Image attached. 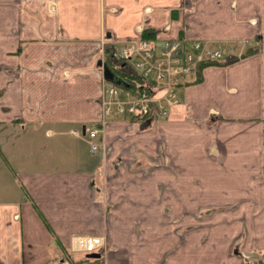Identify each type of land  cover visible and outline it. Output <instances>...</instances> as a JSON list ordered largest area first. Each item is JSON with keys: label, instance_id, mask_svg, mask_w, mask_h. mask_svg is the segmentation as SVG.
<instances>
[{"label": "crops", "instance_id": "obj_1", "mask_svg": "<svg viewBox=\"0 0 264 264\" xmlns=\"http://www.w3.org/2000/svg\"><path fill=\"white\" fill-rule=\"evenodd\" d=\"M144 29L161 40L256 38L264 32V0H0V168L9 173L0 178V264H25L40 253L42 264H55L82 235L107 238L108 264H159L181 247L204 244L219 245V262L235 264L227 250L242 225L256 229V246L264 244L261 54L186 79L157 129L158 150L172 168L149 173L138 165L149 162L145 133L128 117L109 122L107 159L92 153L98 62L107 46L119 48ZM121 136L134 156L120 159ZM164 183L173 192L166 196L189 207L240 203L246 218L220 221L203 243L191 235L177 242L167 231L181 210L166 214Z\"/></svg>", "mask_w": 264, "mask_h": 264}, {"label": "built area", "instance_id": "obj_2", "mask_svg": "<svg viewBox=\"0 0 264 264\" xmlns=\"http://www.w3.org/2000/svg\"><path fill=\"white\" fill-rule=\"evenodd\" d=\"M257 47V53L264 60V32L260 37L225 42L187 37L161 40L140 35L127 39L119 48L111 47L108 57L103 56L102 60L108 62L127 85L108 81L103 76V67H100V114L88 131L92 140V153L97 154L105 149L109 117H128L133 120L168 117L181 100L180 90L186 82V76L194 73L198 64L226 61L229 58L242 59L247 56L248 49ZM109 60L113 61V65ZM106 247L105 236L82 235L75 237L72 249L83 254L101 252L104 258ZM57 264L73 263L70 256H61Z\"/></svg>", "mask_w": 264, "mask_h": 264}, {"label": "rangeland", "instance_id": "obj_3", "mask_svg": "<svg viewBox=\"0 0 264 264\" xmlns=\"http://www.w3.org/2000/svg\"><path fill=\"white\" fill-rule=\"evenodd\" d=\"M104 39L107 40V37H104ZM104 50L105 52H103L104 54H102V56L108 57L107 53L111 50V45L107 46ZM109 61L113 63V61ZM193 75L195 74L187 75L186 79L192 78ZM112 118L113 117H109L108 122L112 121ZM160 120L161 118L138 120L140 121L138 123H141V131H143L146 135H144V137L146 139L145 142L147 143L148 149L147 153H144L145 158L149 160L148 163L143 160V162L139 163L138 165L143 164V166H146L144 168L145 170H148L149 173L160 167L165 168V170L168 169V167L172 168V165H170L171 159L161 156V150H158L161 149L163 143L162 136L159 137V133L157 131ZM108 137L109 136L107 133L105 149L104 151L100 152L105 156L106 159L110 153L111 148H113V144L110 143L109 145ZM127 137L128 136H121L120 138H118V140H121L120 142L118 141V144L121 146L119 150L120 159L129 157V153H131L133 156L135 155L133 151L128 150V147H125V141ZM1 169H3V173L0 171V178H4V181H7L9 179L7 168L4 167L0 168V170ZM107 182L108 179L106 180V183ZM160 185L165 192L164 206L166 214L168 215L170 210H177V205L180 206V214H177L174 220L171 221L174 222V225L171 224V228H169V230L167 231V235H170V239L175 238L177 242L184 243L189 235L197 236L196 239L199 242L201 240L205 242L210 238V232L212 231V229L216 227V225H218L220 221L224 219L225 221H228L229 218H237L238 216L244 217V219L246 218L243 213H237L240 208V203L211 204L205 201L202 203L199 202L194 207H189L187 201L182 198L180 199L177 197L178 199L174 200V198L172 199V197L170 198L169 196H166L167 194L173 196L171 184L164 183ZM172 202H174L175 204L173 205ZM253 212L256 213V211ZM244 219H242L241 221H243ZM168 221L169 220L167 219V222ZM148 234H150V232ZM236 234L237 235L234 237V240L228 245L227 254L229 259H227H237V262L235 264H249L250 262H254L256 264L257 259L260 260L261 256L263 255L260 261L261 263H263L264 244L261 246H256V229H254L253 227L252 230H249L247 226L242 225L241 230H236ZM148 238L151 237L149 236ZM200 243L203 242L201 241ZM51 249L52 248L50 247L47 248V252L49 254V257L54 258L55 251L53 252L54 256L52 257L51 255L53 249ZM236 249L239 251V254H235ZM105 253V257L99 261L95 260L96 258H90L91 260L88 261L89 263L80 261L78 264H101L105 262L106 264H108V259H110V245L106 247ZM71 254H73L72 256L75 260H78L83 255L81 251L71 249L69 250V253L63 252L60 257L69 256ZM221 256L222 253L219 250V245L211 246L209 244H204L197 247L185 246L177 249L176 252L171 256L167 255L166 258L161 260L159 264H222V262H219V258ZM45 258L46 255H44V253H40L35 259L32 258L30 260H27L25 264H42V260H44ZM59 259L60 258L57 257L58 261L56 260L57 262L55 264L59 262ZM71 261L75 264L72 259ZM21 263H23V261H21Z\"/></svg>", "mask_w": 264, "mask_h": 264}, {"label": "trees", "instance_id": "obj_4", "mask_svg": "<svg viewBox=\"0 0 264 264\" xmlns=\"http://www.w3.org/2000/svg\"><path fill=\"white\" fill-rule=\"evenodd\" d=\"M142 36L145 37V38H152V37H155V33L152 32V31H150L149 29H144L142 31ZM257 51H259V47L254 48V49L253 48H250V49H248L246 55L257 53ZM235 60H238V59L237 58H229L226 61H209V62H202V63L198 64L197 67H196V70H195V72L197 73L196 81H200L201 80L202 74H203V70H204L205 67H207L209 65H212V64H222V65H225V64L231 63V62H233ZM65 252H68L69 253V250L66 249ZM72 255L73 254L69 255L70 258H71ZM73 258L74 257L72 256L71 259L73 260V262H75V264H78L80 261H83L85 263H89L88 261L91 260L90 258H87L86 257V254H83L78 260H75ZM101 259H102V257L101 258H98V259H95V260L99 261Z\"/></svg>", "mask_w": 264, "mask_h": 264}, {"label": "water", "instance_id": "obj_5", "mask_svg": "<svg viewBox=\"0 0 264 264\" xmlns=\"http://www.w3.org/2000/svg\"><path fill=\"white\" fill-rule=\"evenodd\" d=\"M110 36V34H109ZM100 67H103L102 72L103 76L111 82H114L117 85H127L126 82L122 79V77L118 76L116 72L111 68L108 62H103V60H99L98 62ZM86 132V127H83V133ZM237 252V250H236ZM102 253L101 252H92V253H87L86 257L88 258H101Z\"/></svg>", "mask_w": 264, "mask_h": 264}, {"label": "flooded vegetation", "instance_id": "obj_6", "mask_svg": "<svg viewBox=\"0 0 264 264\" xmlns=\"http://www.w3.org/2000/svg\"><path fill=\"white\" fill-rule=\"evenodd\" d=\"M119 73V72H118Z\"/></svg>", "mask_w": 264, "mask_h": 264}]
</instances>
